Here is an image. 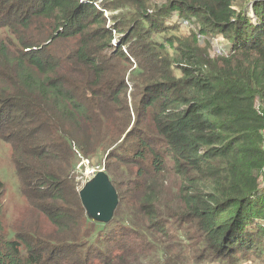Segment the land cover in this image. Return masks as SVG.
<instances>
[{
  "label": "trees",
  "instance_id": "1",
  "mask_svg": "<svg viewBox=\"0 0 264 264\" xmlns=\"http://www.w3.org/2000/svg\"><path fill=\"white\" fill-rule=\"evenodd\" d=\"M240 1L0 0V140L28 204L9 222L0 179V264L263 258L264 0L255 22ZM173 12L199 28L164 35ZM78 153L104 159L109 223L83 207Z\"/></svg>",
  "mask_w": 264,
  "mask_h": 264
},
{
  "label": "rangeland",
  "instance_id": "2",
  "mask_svg": "<svg viewBox=\"0 0 264 264\" xmlns=\"http://www.w3.org/2000/svg\"><path fill=\"white\" fill-rule=\"evenodd\" d=\"M155 2L161 3L163 0H154ZM240 6H236L235 8H242L245 10V13L252 17V21L255 22L256 18L254 15L253 4L254 2L251 0H241ZM117 12H115L116 14ZM177 12H173L170 17L165 20V24L167 28L164 31V35L166 34H176L178 36H187L192 31H196L199 28V24L196 18H192L189 22V25H185L183 23L184 19L180 20L177 16ZM181 22V23H180ZM207 40H209L211 45V55L217 56L220 55L221 49L227 50L230 48L231 43L223 34L216 33L215 36L208 37L204 36L201 39V43L204 44ZM78 156V163H77V172H76V180L83 184L86 182L90 176L91 172L94 170H99L104 168V159L102 156L98 158L100 161V165L97 164V160L95 164L79 153ZM0 179L5 182L6 184V193L4 196L5 206L8 211V220L11 223H14L17 219L21 218L23 215H26L28 212V204L25 202L24 196L21 194L19 180L16 175L15 167L12 162V148L9 143H6L0 140ZM261 189L264 190V181H261ZM256 253L252 252L250 254L251 259L248 262H244L245 258L241 257L235 264H263L261 260L263 258L255 257ZM225 262V261H223ZM251 262V263H249ZM199 264H225L219 261L210 262V263H199Z\"/></svg>",
  "mask_w": 264,
  "mask_h": 264
},
{
  "label": "water",
  "instance_id": "3",
  "mask_svg": "<svg viewBox=\"0 0 264 264\" xmlns=\"http://www.w3.org/2000/svg\"><path fill=\"white\" fill-rule=\"evenodd\" d=\"M83 207L95 221L109 223L119 204V195L105 167L91 172L79 190Z\"/></svg>",
  "mask_w": 264,
  "mask_h": 264
},
{
  "label": "built area",
  "instance_id": "4",
  "mask_svg": "<svg viewBox=\"0 0 264 264\" xmlns=\"http://www.w3.org/2000/svg\"><path fill=\"white\" fill-rule=\"evenodd\" d=\"M100 1H101V0H100ZM95 4H96L98 7H100V6H99V2H96ZM102 10L104 11L105 16L109 18L108 25H111L110 12H109L108 10H106V9H102ZM183 23H184L185 25H189V21H188V20H184ZM113 31H114V33L116 34V37L113 39V42H112L113 45L115 46V45L118 44V38H119V36L117 35L115 29H114ZM225 51H226V50L221 49L220 54L224 53Z\"/></svg>",
  "mask_w": 264,
  "mask_h": 264
}]
</instances>
